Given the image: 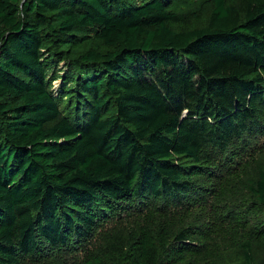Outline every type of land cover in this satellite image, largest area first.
Returning a JSON list of instances; mask_svg holds the SVG:
<instances>
[{
  "label": "trees",
  "instance_id": "obj_1",
  "mask_svg": "<svg viewBox=\"0 0 264 264\" xmlns=\"http://www.w3.org/2000/svg\"><path fill=\"white\" fill-rule=\"evenodd\" d=\"M169 1L0 0V264L87 242L78 264H220L216 232L166 205L264 130V0Z\"/></svg>",
  "mask_w": 264,
  "mask_h": 264
},
{
  "label": "rangeland",
  "instance_id": "obj_2",
  "mask_svg": "<svg viewBox=\"0 0 264 264\" xmlns=\"http://www.w3.org/2000/svg\"><path fill=\"white\" fill-rule=\"evenodd\" d=\"M169 2L171 10L184 18L201 10V4L192 0H170ZM59 84L60 82L57 81L54 89L59 87ZM244 139L245 142L234 141L224 154L217 155L214 160L215 166H208L203 169L202 176L194 178L193 183L197 186V190L194 189V196L182 205H166L160 201L152 204L155 207L166 205L172 211H187L184 215L189 218L178 220L179 223L184 224V227L194 226L205 229L207 232H216L211 251L221 253L220 264H240L239 246L247 240H251L253 244L255 264H264V237L260 233L264 227V208L258 209L254 205L246 184L253 176L254 166L258 163L264 164V130L246 136ZM242 154H254V162L245 165L239 176L235 175L236 177L232 176L228 179L226 173L242 163ZM140 210L134 207L129 211L135 213ZM246 210L254 211V215H249ZM94 243L90 245L88 242L82 243L63 251H49L36 258L23 257L21 264H78L82 256L75 251L94 250Z\"/></svg>",
  "mask_w": 264,
  "mask_h": 264
}]
</instances>
